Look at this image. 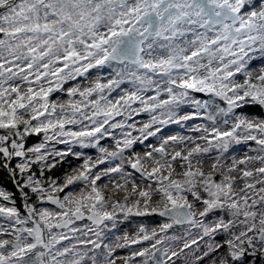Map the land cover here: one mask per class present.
<instances>
[{"label": "snow or ice", "instance_id": "snow-or-ice-1", "mask_svg": "<svg viewBox=\"0 0 264 264\" xmlns=\"http://www.w3.org/2000/svg\"><path fill=\"white\" fill-rule=\"evenodd\" d=\"M0 169V264H189L174 226L210 241L191 264H264V0H0Z\"/></svg>", "mask_w": 264, "mask_h": 264}, {"label": "rangeland", "instance_id": "rangeland-1", "mask_svg": "<svg viewBox=\"0 0 264 264\" xmlns=\"http://www.w3.org/2000/svg\"><path fill=\"white\" fill-rule=\"evenodd\" d=\"M65 71H67V69H65ZM111 70L110 69H104L101 73H97L96 70H90L91 72V76L89 77V79H94L95 76L97 74H101V75H105L107 76L109 74ZM76 82H81V83H87L86 80H84L81 77H77L76 81H70L66 87L72 86L74 83ZM122 87H129L128 84L123 85ZM152 93H149V95H151ZM58 95V94H57ZM115 95V94H114ZM55 98V96L53 97ZM138 107V105H135ZM117 120L121 119V117H117ZM149 119V116L147 113H140L138 115H135L132 120H129L128 123H136L137 127L142 126V124L144 122H147ZM207 124L208 121L204 120V119H195L192 120L190 122H188L187 124L184 125H177V124H169L164 126L161 129L164 130L165 128H169L168 131H166V133L163 134V136L167 137L170 135H183V136H198L200 135L199 133H196L193 131V128L196 124ZM130 129H125V131H129ZM120 130L118 129V131H116L115 136L117 138L120 137ZM134 136L138 135V132L133 131L132 133ZM158 135H161L160 133H158ZM154 145V146H159L158 141L156 138L154 137H149V139L147 141L144 142L143 145L141 144H137L138 146L136 147V149H134L135 152L140 153L141 155H143L144 151L149 150L146 148V145ZM135 146V145H134ZM107 147H109V150H113L114 144L113 142L111 144H109ZM256 147V145H237V146H233V150L230 154H235L238 157L243 156L245 153H248L249 155H255L254 152H249V148H254ZM127 155H130L131 153H126ZM98 155L97 151L93 152L90 154V156H92L93 158H95ZM80 163H82V161L78 162L77 164H75L73 167H77ZM106 165H101L99 167L103 168L106 167ZM72 167V168H73ZM127 171H132L130 166H125ZM71 168V169H72ZM71 169L69 171H71ZM207 170V169H206ZM100 182H98L99 184ZM242 186V185H241ZM106 194H115L112 192V189H105ZM121 196H123L124 194L121 193ZM164 222V218L161 217H156L154 220L152 219H141V218H136L130 221H124L123 218L121 217V223H119L117 225V231L116 230H112L111 234H113L115 231L116 233L114 235L111 236V238L106 241V242H110L111 240L115 239V237L117 236H122L125 232L131 233L134 232L138 226L139 223H145L148 224L150 227H157L160 223ZM78 226L79 223H78ZM168 235H175L177 237H179L180 239H178L177 241H174L172 243V247L179 252L181 249H183L184 253H186L188 255V260H189V264H191L192 261H194L196 259V257L203 255V252L207 250V243H209L210 241L208 240L207 237H205L204 239H201L200 236L197 234V230L196 229H192V235L189 236L184 228L178 227V226H174L173 229H170L168 231ZM192 240H196V243L193 244L191 243ZM187 241L190 244L189 248H184V242ZM135 247V246H134ZM116 255L118 256H125L128 255V250L127 249H119L117 250ZM174 260H176V264H184V258L181 257L180 259H176V257H173Z\"/></svg>", "mask_w": 264, "mask_h": 264}, {"label": "trees", "instance_id": "trees-1", "mask_svg": "<svg viewBox=\"0 0 264 264\" xmlns=\"http://www.w3.org/2000/svg\"><path fill=\"white\" fill-rule=\"evenodd\" d=\"M221 106H225L223 104H221ZM255 112H259V109H255L253 110ZM195 120V119H193ZM169 128H165L164 130H162V132L160 134H164L166 133V131H168ZM113 134L115 135L116 131H118V129L112 130ZM120 135V134H119ZM118 137V136H117ZM43 138L42 134H40L38 137L36 135H34L33 137H31L28 141V145L31 146L32 144L38 142L39 140H41ZM113 142L112 137H106L104 140L101 141V144L104 146H108L109 144H111ZM249 146L254 145V143H250L248 144ZM138 145L134 146V149H136ZM245 146V145H243ZM55 147L58 150H65V145L63 144H56ZM74 150L79 151L80 148L78 145L74 146ZM83 151L86 153V155H90L93 152H96L95 149H83ZM131 153V152H129ZM127 155V154H126ZM82 160H78L76 157L69 155L68 157L65 158V161L62 162L61 164H58L56 168H54L51 172V175L53 177H63V175L66 172H69V170L78 162H80ZM107 164V162H106ZM105 164V165H106ZM0 186L6 187L8 190L15 192V188L13 186L12 180L9 177L8 173L6 170L0 169ZM16 195L18 197L17 203L19 204V196L20 194L18 192H16ZM117 231V230H116ZM116 231L110 235V238L112 235H114L116 233Z\"/></svg>", "mask_w": 264, "mask_h": 264}, {"label": "flooded vegetation", "instance_id": "flooded-vegetation-1", "mask_svg": "<svg viewBox=\"0 0 264 264\" xmlns=\"http://www.w3.org/2000/svg\"><path fill=\"white\" fill-rule=\"evenodd\" d=\"M203 264H210V261L207 258H205V260L203 261Z\"/></svg>", "mask_w": 264, "mask_h": 264}]
</instances>
